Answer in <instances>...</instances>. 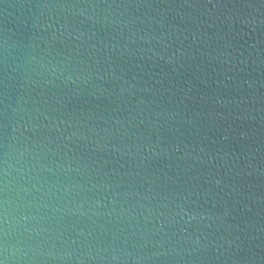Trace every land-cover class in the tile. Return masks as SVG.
Listing matches in <instances>:
<instances>
[{
    "label": "water",
    "instance_id": "95a60500",
    "mask_svg": "<svg viewBox=\"0 0 264 264\" xmlns=\"http://www.w3.org/2000/svg\"><path fill=\"white\" fill-rule=\"evenodd\" d=\"M62 2L0 0V43L91 65L88 83L23 93L37 135L61 137L118 207L170 220L118 226L86 264H264V0H107L124 22L108 27L41 15ZM6 74L0 57V107Z\"/></svg>",
    "mask_w": 264,
    "mask_h": 264
},
{
    "label": "clouds",
    "instance_id": "9594fccd",
    "mask_svg": "<svg viewBox=\"0 0 264 264\" xmlns=\"http://www.w3.org/2000/svg\"><path fill=\"white\" fill-rule=\"evenodd\" d=\"M120 7L107 0H64L39 5L41 15H55L66 21L83 18L81 25L91 21L93 26L99 23L105 27L124 23L118 19L123 15ZM85 35L81 32L76 39L83 43ZM28 49V45L10 40L0 43V57L7 73V93L0 107V264H86L87 260L108 259L101 252L109 249L100 248L99 241L118 226L127 223L131 227L133 221L139 226L143 220L145 228L152 223L153 234L162 232L164 224L170 222L163 213L118 207L117 200L95 181L88 161L63 143L61 137L37 135L39 127L48 126L36 123L38 117L34 113L40 110L29 108L30 101L23 93L32 85L58 86L56 81L60 80L64 84L88 83L92 70L91 65L80 67L83 61L64 63L45 54L37 56ZM65 72L70 73L66 79ZM82 72H87V76H82ZM64 139L74 142L73 136ZM140 231L146 234L145 229ZM120 232L126 233L127 228L121 227ZM132 235L136 236V232ZM128 240L125 235L123 242L127 244ZM181 241L183 237L174 241L177 247L171 249L177 256L183 254ZM186 242L199 240L189 237ZM111 251L113 260L131 255L126 248Z\"/></svg>",
    "mask_w": 264,
    "mask_h": 264
}]
</instances>
